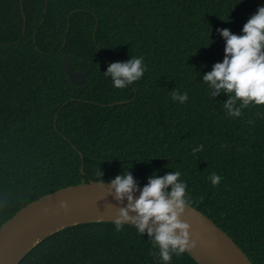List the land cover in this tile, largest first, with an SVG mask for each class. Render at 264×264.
Instances as JSON below:
<instances>
[{
  "label": "trees",
  "instance_id": "1",
  "mask_svg": "<svg viewBox=\"0 0 264 264\" xmlns=\"http://www.w3.org/2000/svg\"><path fill=\"white\" fill-rule=\"evenodd\" d=\"M264 0H0V226L44 194L131 172L145 185L178 170L191 205L264 264V105L226 115L204 73ZM142 56L114 88L108 64ZM68 57L88 76L74 82ZM186 92L184 103L172 92ZM252 121V123H249ZM203 149L193 153L198 145ZM222 179L213 186L211 173ZM170 187V186H169ZM134 225L66 227L19 264H163ZM155 253V257L153 256ZM169 264H199L185 253Z\"/></svg>",
  "mask_w": 264,
  "mask_h": 264
},
{
  "label": "clouds",
  "instance_id": "2",
  "mask_svg": "<svg viewBox=\"0 0 264 264\" xmlns=\"http://www.w3.org/2000/svg\"><path fill=\"white\" fill-rule=\"evenodd\" d=\"M217 31L225 40L224 57L204 73L202 81L208 84L211 96L226 93L228 99L223 104L226 115L239 117L249 105H264V4L243 24L242 34L233 33L228 28ZM146 70L144 58L132 56L127 61L111 62L103 73L111 78L114 88H125L140 80ZM172 99L184 103L188 94L174 90ZM257 115L264 116V113L258 112ZM203 147L198 145L192 151L197 153ZM180 177L178 170L163 176L153 174L138 197L134 196L137 180L131 172L116 175L110 181L116 198L122 201L126 197L128 201L119 209L114 230L120 232L131 220L136 231L142 236L147 233L153 247L159 248L158 256L163 264H169L173 255L179 256L197 243L191 238V226L181 219L192 201L187 182ZM209 179L216 186L222 177L213 172Z\"/></svg>",
  "mask_w": 264,
  "mask_h": 264
},
{
  "label": "water",
  "instance_id": "3",
  "mask_svg": "<svg viewBox=\"0 0 264 264\" xmlns=\"http://www.w3.org/2000/svg\"><path fill=\"white\" fill-rule=\"evenodd\" d=\"M70 78L77 83L88 76L63 59ZM111 180H83L42 195L20 208L0 226V264H19L41 241L66 227L90 222H114L128 203L115 196ZM144 185L138 184L135 197ZM135 215V213H131ZM181 219L190 227L196 246L186 250L199 264H255L235 240L204 212L189 205ZM126 224H132L129 220ZM133 225V224H132Z\"/></svg>",
  "mask_w": 264,
  "mask_h": 264
}]
</instances>
